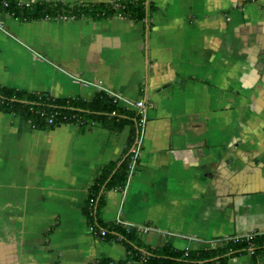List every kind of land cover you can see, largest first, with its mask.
Instances as JSON below:
<instances>
[{"label":"crops","instance_id":"crops-1","mask_svg":"<svg viewBox=\"0 0 264 264\" xmlns=\"http://www.w3.org/2000/svg\"><path fill=\"white\" fill-rule=\"evenodd\" d=\"M143 1V18L26 19L0 9V88L86 112L40 126L0 111V264L126 259L120 241L93 235L85 210L138 136L134 109L119 106L122 120L98 116L109 114L99 101L108 91L145 99L148 121L139 169L124 189L101 190V225L122 216L152 226L140 234L146 245L179 250L264 235V0Z\"/></svg>","mask_w":264,"mask_h":264},{"label":"trees","instance_id":"trees-1","mask_svg":"<svg viewBox=\"0 0 264 264\" xmlns=\"http://www.w3.org/2000/svg\"><path fill=\"white\" fill-rule=\"evenodd\" d=\"M7 2V5H5ZM145 2L124 1L115 5H76L74 7H64L60 4H40L35 6H22L15 0H0V9L6 10L16 17L44 18L47 16H91L108 17L119 15L122 17L143 18L145 14ZM110 97V96H109ZM100 102L111 103L109 114L101 113L98 116L122 120V109L114 102L111 96L107 98L105 94L100 95ZM108 99V101H107ZM64 100H57L45 95L38 96L20 91L0 88V111H11L23 115L33 123L42 126L46 124L49 117H53L55 125L61 122H74L79 117L84 121L83 116L86 112L66 105ZM116 111L117 115H112ZM94 114V113H91ZM138 119L137 112L134 113ZM106 115V116H105ZM79 116V117H78ZM130 155L122 164L119 171L110 177V174L103 173L96 182L94 190L88 197L85 206L86 214L90 219V226L107 230L104 239L115 238L126 248L127 257L123 261H112L104 259L99 264H128L136 262L138 264H226L231 258L249 254L252 264H260V253L264 252V235H254L251 239L247 238H225L222 245L212 249L179 250L171 245L152 248L146 245L135 229L127 230L119 224H112L105 227L100 224L99 215L103 206V194L105 189H124L128 179V165ZM95 200L90 207V200ZM222 240V239H221Z\"/></svg>","mask_w":264,"mask_h":264},{"label":"built area","instance_id":"built-area-1","mask_svg":"<svg viewBox=\"0 0 264 264\" xmlns=\"http://www.w3.org/2000/svg\"><path fill=\"white\" fill-rule=\"evenodd\" d=\"M5 5H7V2H5ZM94 86L100 88L103 87L101 83H97V84L94 83ZM108 93L111 94V96L114 98V102L118 105V107L125 106L129 109H134L138 114V119H137L138 136L129 154L130 159L128 165V179H127V182H129L140 166V160L144 149V139L146 136V127L148 121V104L145 99H140L138 101L132 102L124 99L121 95H118L115 92L108 91ZM112 115L114 116L117 115V112L113 111ZM53 122H54L53 117H49L47 119L48 124H53ZM94 203L95 200L92 198L90 200V207L93 206ZM115 223L126 228L127 230L135 229L136 231L139 232V234H144L152 230V226L150 225H142V224L130 222L124 219L122 216H118ZM90 228L93 235L96 237H105L107 235V230L103 228H96L94 226H91ZM252 237L253 235L252 236L249 235L247 239H251ZM128 264H133V262H129Z\"/></svg>","mask_w":264,"mask_h":264}]
</instances>
